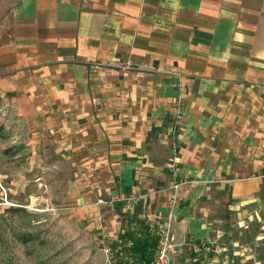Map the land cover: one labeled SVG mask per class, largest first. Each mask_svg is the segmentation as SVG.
I'll return each mask as SVG.
<instances>
[{
  "label": "crops",
  "instance_id": "0c3cea01",
  "mask_svg": "<svg viewBox=\"0 0 264 264\" xmlns=\"http://www.w3.org/2000/svg\"><path fill=\"white\" fill-rule=\"evenodd\" d=\"M0 125L86 227L137 207L215 264V222L264 216V0H0Z\"/></svg>",
  "mask_w": 264,
  "mask_h": 264
},
{
  "label": "rangeland",
  "instance_id": "374dc122",
  "mask_svg": "<svg viewBox=\"0 0 264 264\" xmlns=\"http://www.w3.org/2000/svg\"><path fill=\"white\" fill-rule=\"evenodd\" d=\"M14 149L11 145L0 153V264H109L119 248V257L128 258L123 247L114 249L104 232L86 227L64 206L62 184L31 185L30 154ZM104 199L117 211L125 201L113 195ZM214 224L207 255L215 264H263V215L251 217L238 209Z\"/></svg>",
  "mask_w": 264,
  "mask_h": 264
},
{
  "label": "trees",
  "instance_id": "16d2710c",
  "mask_svg": "<svg viewBox=\"0 0 264 264\" xmlns=\"http://www.w3.org/2000/svg\"><path fill=\"white\" fill-rule=\"evenodd\" d=\"M140 213L137 207L133 213L123 212L118 240L124 246L128 258H120V251H116V257L110 256L114 264H151L152 256L160 244L161 230L151 225L146 217H141ZM119 243H114V249L118 248Z\"/></svg>",
  "mask_w": 264,
  "mask_h": 264
},
{
  "label": "built area",
  "instance_id": "2783aa9c",
  "mask_svg": "<svg viewBox=\"0 0 264 264\" xmlns=\"http://www.w3.org/2000/svg\"><path fill=\"white\" fill-rule=\"evenodd\" d=\"M100 63V61H99ZM124 67H131V62H127ZM169 221L161 229L160 244L153 254L151 264H176L175 254L178 251L177 245L173 241V234ZM108 249V248H107ZM109 264H114L109 262ZM130 264V263H128Z\"/></svg>",
  "mask_w": 264,
  "mask_h": 264
}]
</instances>
